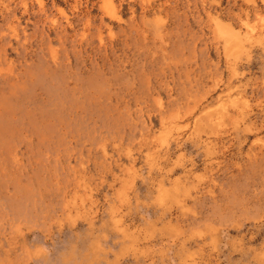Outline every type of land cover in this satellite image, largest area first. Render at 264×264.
Listing matches in <instances>:
<instances>
[{
  "label": "rangeland",
  "instance_id": "rangeland-1",
  "mask_svg": "<svg viewBox=\"0 0 264 264\" xmlns=\"http://www.w3.org/2000/svg\"><path fill=\"white\" fill-rule=\"evenodd\" d=\"M0 264H264V0H0Z\"/></svg>",
  "mask_w": 264,
  "mask_h": 264
}]
</instances>
